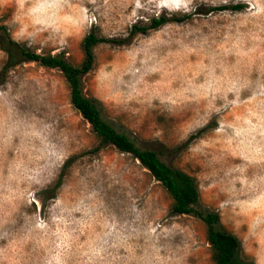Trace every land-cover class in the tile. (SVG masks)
<instances>
[{
	"label": "rangeland",
	"instance_id": "1",
	"mask_svg": "<svg viewBox=\"0 0 264 264\" xmlns=\"http://www.w3.org/2000/svg\"><path fill=\"white\" fill-rule=\"evenodd\" d=\"M163 12L193 15L97 45L85 93L193 175L242 257L264 264V0H0L16 40L74 63L91 30L125 37ZM6 60L0 47V264H215L204 220L173 213L140 160L101 143L61 69L2 73Z\"/></svg>",
	"mask_w": 264,
	"mask_h": 264
},
{
	"label": "trees",
	"instance_id": "2",
	"mask_svg": "<svg viewBox=\"0 0 264 264\" xmlns=\"http://www.w3.org/2000/svg\"><path fill=\"white\" fill-rule=\"evenodd\" d=\"M246 6L245 3L211 5L208 8H199L198 13H210L224 9L241 11ZM194 13H197V10ZM192 15L191 13L163 12L159 16H154L149 24L134 23L129 35L125 37H107L91 30L81 42L83 58L80 63L72 62L66 52L55 54L37 52L25 43L16 40L11 35L8 26L0 22V47L7 54L2 73L27 61H36L46 67L61 69L69 83L73 105L91 123L101 143L113 144L121 151L131 153L140 160L142 165L163 184L170 194L173 213L195 214L204 220L214 263L255 264L254 261L242 257V241L223 224L221 214L201 204V193L196 178L184 169L166 162L158 150L140 145L131 134L115 126L104 116L100 101L85 93L83 77L94 67L97 45L104 42L128 43L139 33H148L170 22L185 21ZM61 185L62 176L44 193H51L52 197H55Z\"/></svg>",
	"mask_w": 264,
	"mask_h": 264
}]
</instances>
